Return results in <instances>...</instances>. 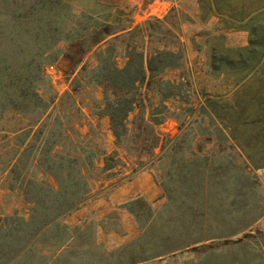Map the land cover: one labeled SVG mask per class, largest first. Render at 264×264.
<instances>
[{
  "label": "rangeland",
  "instance_id": "1",
  "mask_svg": "<svg viewBox=\"0 0 264 264\" xmlns=\"http://www.w3.org/2000/svg\"><path fill=\"white\" fill-rule=\"evenodd\" d=\"M51 1L0 0V64L42 61L49 103L35 127L12 111L0 122V264H264V0H70L75 23L139 26L115 44L120 66L127 45L179 53V68L141 87L119 143L96 71L112 37L39 57V22L67 13ZM206 155L222 167H203ZM52 167H83L88 194L39 231L57 205ZM204 171L210 183L191 179Z\"/></svg>",
  "mask_w": 264,
  "mask_h": 264
},
{
  "label": "trees",
  "instance_id": "2",
  "mask_svg": "<svg viewBox=\"0 0 264 264\" xmlns=\"http://www.w3.org/2000/svg\"><path fill=\"white\" fill-rule=\"evenodd\" d=\"M93 1L100 6L115 7L117 5L115 0ZM41 2L38 3L41 6L39 12L47 7L45 3L42 2V4ZM50 4L48 6L51 7L49 11L59 8L67 10V13L60 16L61 23L59 26L53 19L45 23V25H41V21L39 22L36 40L39 42L42 40L45 43V49L40 52L39 57H45L51 50L52 45L61 40L71 42L74 52L82 56L109 37H112L110 45L99 52L96 71L98 73L97 83L103 86L106 92L105 114L110 120V128L116 142L119 143L128 134V116L137 103V96L141 87L146 81L151 83L157 75L162 74L166 70L179 68V53L163 49L146 54L137 45H127L125 49L126 62L124 66H120L115 44L123 36H133L139 26L132 31H126L128 28H120L114 21L102 19L95 13H87L88 21L92 22H88L85 25L79 21L75 23L76 15L72 12L70 0H53ZM23 50L22 48L18 51L20 56L23 54ZM2 61L4 60L2 59ZM44 66L42 61H37L35 58L17 69L13 64H0V99L7 101V103L0 102V122L11 111L28 115L32 119L37 117L38 121L34 119L35 121H32L30 125L31 128L40 122L42 116L49 108V103L39 92L40 82L45 81ZM156 124L161 123L156 121ZM238 145L243 148L241 143H238ZM202 158V161H204L203 167H210V169L211 167H222L220 165L214 166L213 163L216 158L212 155H206ZM198 161L199 159L196 157L188 162V166L198 165ZM229 163L232 167H236L234 158L229 160ZM76 168H79V170L76 171ZM81 168L83 167H52L49 169L48 173L54 178L59 190L54 191V188L49 186L50 192L57 198V205L50 208L53 219L47 221L44 226L78 208L86 199L88 194L87 184L81 173ZM71 170H73V173H71ZM199 174L191 176V179L193 181L203 180L206 183H210L211 179H213V175L210 172L204 171L203 174L202 172ZM200 176L203 177L201 178ZM187 179L188 177L184 176L182 180L185 181ZM69 183H72L75 187L74 191L63 190ZM33 211L35 215L38 209L36 208ZM208 240V238H201L191 244Z\"/></svg>",
  "mask_w": 264,
  "mask_h": 264
},
{
  "label": "crops",
  "instance_id": "3",
  "mask_svg": "<svg viewBox=\"0 0 264 264\" xmlns=\"http://www.w3.org/2000/svg\"><path fill=\"white\" fill-rule=\"evenodd\" d=\"M78 208H79V206H78ZM78 208H76V209H78ZM37 209H38V208H37ZM76 209H74V210H76ZM47 210L50 211V209H47ZM74 210H73V211H74ZM38 212H39V209H38ZM38 212H37V213H38ZM71 212H72V211H71ZM71 212H69V213H71ZM69 213H67V214H69ZM67 214H65V215H67ZM65 215H63L62 217H64ZM62 217H60V218H62ZM60 218L55 219L54 221H52L51 223H49L47 226H44V224H45L47 221H49L50 219H53V215H52L51 217L47 218L45 221L42 222L41 227L39 228V231L48 228V226H49L50 224H52L53 222H56V221L59 220ZM64 230H65V229H64ZM67 230H68V229H67ZM67 230H65V231L67 232Z\"/></svg>",
  "mask_w": 264,
  "mask_h": 264
}]
</instances>
